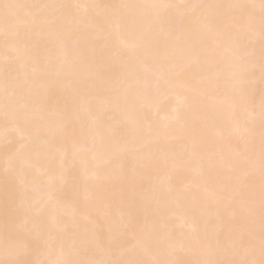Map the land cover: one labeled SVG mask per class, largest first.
Instances as JSON below:
<instances>
[{
    "label": "snow or ice",
    "instance_id": "snow-or-ice-1",
    "mask_svg": "<svg viewBox=\"0 0 264 264\" xmlns=\"http://www.w3.org/2000/svg\"><path fill=\"white\" fill-rule=\"evenodd\" d=\"M0 141V264H264V0H0Z\"/></svg>",
    "mask_w": 264,
    "mask_h": 264
},
{
    "label": "bare ground",
    "instance_id": "bare-ground-1",
    "mask_svg": "<svg viewBox=\"0 0 264 264\" xmlns=\"http://www.w3.org/2000/svg\"><path fill=\"white\" fill-rule=\"evenodd\" d=\"M102 2L105 3H111L114 2V0H102ZM180 91L179 89L176 90H170V89H162L160 97L158 99L160 101H165L167 96H171L174 94V92ZM172 101L169 99L167 100V104L170 105ZM190 120L194 121V116H190ZM223 129L220 123H215L209 126V128L203 132L202 136L198 138V144L200 146V149L202 152H211L214 151L218 144H221L219 137L222 133ZM179 148V145H177V149ZM9 148L3 141H0V167H2V160L3 156L6 151H8ZM192 180V176L189 173L182 172L178 175L177 182L186 185L189 184ZM191 202L189 201V208H190ZM179 233V229L177 230Z\"/></svg>",
    "mask_w": 264,
    "mask_h": 264
}]
</instances>
